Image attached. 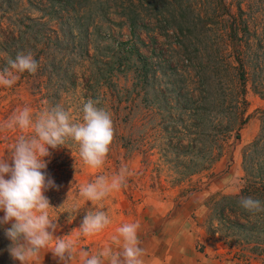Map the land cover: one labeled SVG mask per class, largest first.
Here are the masks:
<instances>
[{"label": "rangeland", "instance_id": "1", "mask_svg": "<svg viewBox=\"0 0 264 264\" xmlns=\"http://www.w3.org/2000/svg\"><path fill=\"white\" fill-rule=\"evenodd\" d=\"M65 6L0 0V69L19 52L30 51L39 62L35 74L0 86V122L24 106L36 113L57 104L75 118L83 102L100 97L114 124L100 169L84 165L71 140L44 158L43 171L59 186L44 193L58 225L54 235L76 238L92 207L79 186L122 164L132 173L127 185L103 202L111 223L76 241L74 264L80 249L97 253L124 223L139 222L138 237L156 235L180 211L186 227L201 219L207 227L215 198L239 193L248 170L264 168V0H77ZM19 135L0 131V156ZM189 198L199 206L185 208ZM73 207L79 211L69 217ZM208 236L214 258L247 264L221 234ZM38 264L57 262L42 249Z\"/></svg>", "mask_w": 264, "mask_h": 264}, {"label": "clouds", "instance_id": "2", "mask_svg": "<svg viewBox=\"0 0 264 264\" xmlns=\"http://www.w3.org/2000/svg\"><path fill=\"white\" fill-rule=\"evenodd\" d=\"M38 67L32 52H19L0 69V86L11 88L19 80V74H35ZM101 103L100 97L89 98L82 104V115L75 118L59 104L45 106L36 113L24 106L0 122V131L20 132L7 149L8 154L0 156V212L4 213L0 216V228L10 241L7 251L13 261L38 264L41 250L47 249L57 264H73L77 256L76 241L81 236L100 233L111 223L103 202L126 187L132 174L126 164L111 175L98 174L94 180L79 186V196L90 201L92 207L83 216L75 239L54 235L58 225L50 217L53 206L44 194L59 188L43 171L47 168L44 158L51 155L50 148L65 147L71 140L78 145L84 165L91 169L104 165L115 129L110 112ZM238 204L250 214L264 212V201L251 196H241ZM66 211L70 217L79 209ZM139 228V222L124 223L110 237V243L97 253L90 255L87 249H80V264H145Z\"/></svg>", "mask_w": 264, "mask_h": 264}, {"label": "trees", "instance_id": "3", "mask_svg": "<svg viewBox=\"0 0 264 264\" xmlns=\"http://www.w3.org/2000/svg\"><path fill=\"white\" fill-rule=\"evenodd\" d=\"M76 1L60 0L64 7ZM244 30L249 31V27L245 26ZM240 77L243 78L242 72ZM256 144L253 143V146L257 147ZM241 196H251L264 201V168L257 170L250 168L246 176V184L239 193L222 194L215 198L206 229L209 235L221 234V239L229 247L236 246L235 256L245 259L248 264L250 259L264 253V212L250 214L243 210L238 204ZM9 244L10 241L6 239L3 228H0V264H19V261L11 259L7 251ZM199 249L205 251L206 245L199 243Z\"/></svg>", "mask_w": 264, "mask_h": 264}, {"label": "crops", "instance_id": "4", "mask_svg": "<svg viewBox=\"0 0 264 264\" xmlns=\"http://www.w3.org/2000/svg\"><path fill=\"white\" fill-rule=\"evenodd\" d=\"M182 203L185 208L194 209L200 202L189 198ZM178 215L181 216L178 219L167 218L159 234L139 237V240L143 239L140 246L145 249V264H237L232 260H221L211 255L213 246L202 219L196 225L189 224L186 227L185 214L181 215L179 211ZM199 243L206 245L204 252L200 251ZM248 264H264V258L257 256L250 259Z\"/></svg>", "mask_w": 264, "mask_h": 264}]
</instances>
